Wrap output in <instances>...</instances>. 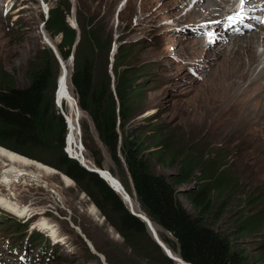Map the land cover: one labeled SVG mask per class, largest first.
I'll use <instances>...</instances> for the list:
<instances>
[{"label": "rangeland", "instance_id": "374dc122", "mask_svg": "<svg viewBox=\"0 0 264 264\" xmlns=\"http://www.w3.org/2000/svg\"><path fill=\"white\" fill-rule=\"evenodd\" d=\"M14 2L20 7L12 11L11 14L15 15L7 20L3 15L4 8ZM178 2L179 0H0V81L13 79L18 87H25L29 82L27 72L32 60L44 46H49L44 38H49L53 44L60 42L59 36L51 38L43 23L58 5H70L67 21L77 30L80 29L78 18L87 29L89 18L95 19L99 23V30H104L112 41L108 64V74L112 79L111 90H114V82L122 83L127 80L129 84H134L132 89L126 90L135 93L130 94L134 100L127 111L129 119L126 131L136 139L141 137L146 146L151 144L156 154L165 155L166 166H161L156 161V169L160 172H174L190 161L198 171L204 168L215 175V179H195L183 186L186 189L194 191L202 182L219 181L226 176L224 184H220L227 210L220 228L230 229L247 217L264 213V168L260 170L249 165L253 162L264 164V160L251 149L246 151V145H256L246 139L247 136L242 140L240 138L245 135L246 124L230 127L217 134V123L211 117L214 114L213 105L216 104L214 66L222 58L218 56L214 63L213 55L222 40L227 39V31L219 35L215 47H207L201 28H216L218 18L212 21L207 13H188L193 9V4L182 7ZM46 4L49 7L48 13ZM242 5H237L236 8ZM175 13L181 19L178 24L175 18L177 16H172ZM231 13L222 11L212 17H231L233 12ZM261 15L257 13L250 17L248 23L238 19V26L230 34L241 33L242 27L245 28L244 32L258 28L264 34V29L260 30L257 26ZM198 29L201 31L197 32ZM183 61L197 62L202 67L201 77H192ZM67 64L71 74L72 60ZM104 69L103 65L98 67V73L102 75ZM59 76L62 82L61 73ZM60 85L61 83L59 88ZM70 89L73 95L72 84ZM54 94L55 92L53 96ZM57 101L59 105L61 101ZM81 114L79 136L74 128L71 134V153L82 152L88 164L93 167L96 166L95 152L100 149L103 171H109L110 175L120 181L122 171L113 163L107 149L96 136L91 119L86 113ZM84 126L94 137V141H88L89 149L84 143ZM152 136L158 138L151 142ZM51 167L58 174L44 175L45 188L33 182L18 184L16 188V195L19 196L16 201L32 208L28 216L20 217L16 212L0 206V215L7 216L6 223L2 226L6 230L0 229V246L5 239L14 238L15 235H28L32 229L48 238L50 247L55 249L54 253L62 259L55 261L52 257L51 264H151L141 246L133 248L126 243L108 216L96 205V198L84 191V183H78L60 169ZM60 175L67 176L72 181L71 185L65 183ZM1 191L9 194L5 188ZM131 198L137 202L136 193ZM219 200L218 198V202ZM182 202L193 211L185 199ZM40 220L55 225L56 234L50 236L45 227L41 230L37 226V221ZM25 235L23 237L27 239ZM238 248L251 255L253 264H264V259L259 262L260 257L264 256V228L260 234L247 232L241 235Z\"/></svg>", "mask_w": 264, "mask_h": 264}, {"label": "trees", "instance_id": "16d2710c", "mask_svg": "<svg viewBox=\"0 0 264 264\" xmlns=\"http://www.w3.org/2000/svg\"><path fill=\"white\" fill-rule=\"evenodd\" d=\"M69 11V4L58 5L43 23L51 38L60 37L54 46L62 60L68 62L73 57L70 80L74 98L80 111L93 122L95 134L113 163L122 171L123 176L119 177L123 187L132 197L136 193L137 202L134 198L133 201L137 213L147 214L161 241L183 261L253 264L251 255L238 248L239 239L247 232L263 231L264 213L247 217L230 229L220 228L227 211L220 184H224L226 176L219 181L202 182L194 191H183L185 184L195 179H215V175L204 168L198 171L190 161L171 173L156 169V161L161 166L167 165L165 155L156 154L151 144L146 146L141 137L136 139L126 131L127 111L134 100L130 94H135L126 90L134 84L127 80L114 82L111 90L108 64L112 41L104 30H99V23L93 18L88 20V29L80 18V29L73 28L67 21ZM102 65L105 69L100 75L98 67ZM27 73L29 82L25 87H18L13 79L0 81V146L54 166L84 183V191L96 198V205L130 247L141 246L151 264H176L156 243L146 223L130 213L126 201L99 175L65 153L70 126L60 114L57 100L61 68L49 46L37 52ZM83 134L89 149L88 141H94V137L85 126ZM157 138L152 136L150 141ZM95 155L96 166L103 170L100 149ZM218 198L219 202L222 199L220 203ZM182 199L193 211L184 206ZM33 240L43 242L45 237L33 236ZM260 259L259 262L264 256Z\"/></svg>", "mask_w": 264, "mask_h": 264}, {"label": "bare ground", "instance_id": "6f19581e", "mask_svg": "<svg viewBox=\"0 0 264 264\" xmlns=\"http://www.w3.org/2000/svg\"><path fill=\"white\" fill-rule=\"evenodd\" d=\"M193 3L194 0H179L177 4L182 7H187L189 4ZM243 4L244 5L241 4L240 0H199L188 13H207L211 16L212 21L218 18L217 29L223 27L224 23L229 21L230 18H232L230 21L240 19L242 22H247L250 17L255 16L257 13L259 15L262 14L260 17L263 16L264 0H245ZM237 5L242 6L236 8ZM222 11H227L228 14H232L231 12H233V15H231V17L228 16L229 18H225L227 15H223L221 18L212 17L214 14ZM256 11L257 13H255ZM178 13L172 14L173 17L177 16L175 17L177 19V24L181 21V19L178 18ZM237 26L238 25L233 26L231 29L227 30L228 34L226 37L227 39L232 38V40L228 41L227 39H223L222 44L220 43L221 45L213 55L215 57L214 63L215 60L218 59V56L222 58H219L217 64L214 66L216 104L214 103L213 105L214 114L211 117L213 121L217 123V134L228 130L230 127L234 128L238 125L246 124L245 135L240 136L241 140L244 136H247L246 139L256 143L254 146L256 148L249 144L246 145V151L251 149L252 152L258 153L260 158L262 157L264 160V140L262 141V139H264V34L258 31V28L257 30L255 29V31L246 28L248 31L244 32V27H242L243 29L241 28V33L230 34ZM257 26L261 28L260 30L264 29L260 23L257 24ZM171 40L173 41V39ZM215 46L216 45H214V47ZM61 80L58 96V99L61 101V103H59V109L64 114L70 126L69 148H67V153H70L69 155L74 159H78L79 162H81L80 164L86 165L91 170H95L103 175L104 178L106 177L107 181L111 182L112 188L126 199L129 208H132L134 213L140 215L142 219H145V214L137 213L138 207L133 202L131 195L123 188L119 179L97 166L91 167L82 152L77 151L71 153V134L74 128L79 136L82 114L80 110L76 109L75 100L70 91V67L67 62H64L63 66L61 65ZM249 165L260 170L264 168L263 163L257 164L253 162ZM47 174L57 175L58 172L49 165L40 163L30 157H24L11 149L0 146V206L16 212L20 217L28 216L32 208L27 205H21L16 201L18 200L16 197H19L16 195V188L18 184L31 182L45 188L43 180ZM60 176L65 183L71 185L72 181L67 176ZM2 188L9 191V194L2 193ZM91 211L94 210L91 208ZM37 222V226L41 230L45 227L48 234H56V226L52 223L42 220ZM172 255L178 257L174 253Z\"/></svg>", "mask_w": 264, "mask_h": 264}, {"label": "water", "instance_id": "95a60500", "mask_svg": "<svg viewBox=\"0 0 264 264\" xmlns=\"http://www.w3.org/2000/svg\"><path fill=\"white\" fill-rule=\"evenodd\" d=\"M193 39H194V38H193ZM44 41L47 42V44H48V45L50 46V48L53 50V52H54V54H55V57H56L57 61H59V64L63 66L64 62H66V61H65V60H62V58L60 57V55H59V53H58L56 47L53 45V42H51L49 38H48V39L44 38ZM72 59H73V57H71V60H72ZM73 99H74V98H73ZM74 100H75V104H76V109L79 110V107H78V104H77V99H74ZM61 114H62L63 118H65V116H64V114H63L62 112H61ZM65 119H66V118H65ZM66 121H67V120H66ZM66 152H67V150H66ZM68 155H69V154H68ZM22 156H23V155H22ZM69 156H70V155H69ZM24 157H25V156H24ZM71 157H72V156H71ZM35 160H36V159H35ZM86 168H87V170L92 171V172L98 174V175H99L104 181H106V182L108 183V185L112 188V184L109 183V182L107 181V178H106V177L104 178L103 175L99 174V173H98L97 171H95V170H91V169L88 168L87 166H86ZM108 172H109V171H108ZM109 173H110V172H109ZM112 189H113V188H112ZM113 190H115V189H113ZM182 190L185 191V190H186V187H183ZM182 190H181V191H182ZM123 202H124V201H123ZM124 204H126V203H124ZM130 206H131V204H130ZM129 210H130V213H132L133 215H135L136 217L140 218L143 222L146 223L147 228L149 229V231H151L154 240H155L156 243L160 246V248H161L162 250L165 251V253L167 254V256H168L170 259H172L176 264H190V263H188V262H186V261H183L180 257H174V256L172 255V254H173V251L170 250V249H169V248H168V247H167V246L161 241V239H160V237H159V233H158V231H156L153 222L151 221V219L147 216V214H146L145 212H144V213H145V215H146V218H145V219H142V217H140V215L134 213V211L132 210V208L129 209Z\"/></svg>", "mask_w": 264, "mask_h": 264}, {"label": "clouds", "instance_id": "9594fccd", "mask_svg": "<svg viewBox=\"0 0 264 264\" xmlns=\"http://www.w3.org/2000/svg\"><path fill=\"white\" fill-rule=\"evenodd\" d=\"M20 6H18L16 9H18ZM49 7H48V5L46 4L45 5V9H46V12L48 13L49 12V9H48ZM3 15H4V11H3ZM15 14H11L10 15V17L9 18H6L5 16V18L7 19V20H11L12 18H13V16H14ZM48 17V16H47ZM47 19V18H46ZM62 115V114H61ZM67 122V121H66ZM81 146H82V144H81ZM65 153H67L66 152V148H65ZM68 155V154H67ZM68 157H71V156H69L68 155ZM71 158H73V157H71ZM74 159V158H73ZM76 161H78L79 162V160L78 159H75ZM79 163H81V162H79ZM82 167H84V168H86V165L84 166L83 164H80ZM87 169V168H86Z\"/></svg>", "mask_w": 264, "mask_h": 264}, {"label": "snow or ice", "instance_id": "6c2138e0", "mask_svg": "<svg viewBox=\"0 0 264 264\" xmlns=\"http://www.w3.org/2000/svg\"><path fill=\"white\" fill-rule=\"evenodd\" d=\"M241 4H243L245 2V0H240Z\"/></svg>", "mask_w": 264, "mask_h": 264}]
</instances>
